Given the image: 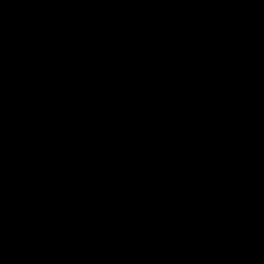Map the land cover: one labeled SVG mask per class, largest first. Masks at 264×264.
<instances>
[{"label":"water","instance_id":"1","mask_svg":"<svg viewBox=\"0 0 264 264\" xmlns=\"http://www.w3.org/2000/svg\"><path fill=\"white\" fill-rule=\"evenodd\" d=\"M0 264H264V0H0Z\"/></svg>","mask_w":264,"mask_h":264}]
</instances>
